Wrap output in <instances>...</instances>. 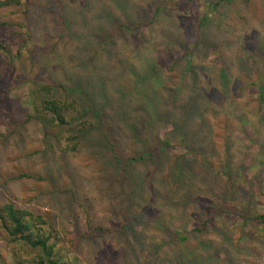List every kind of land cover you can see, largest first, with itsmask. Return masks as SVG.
I'll use <instances>...</instances> for the list:
<instances>
[{"label":"rangeland","instance_id":"rangeland-1","mask_svg":"<svg viewBox=\"0 0 264 264\" xmlns=\"http://www.w3.org/2000/svg\"><path fill=\"white\" fill-rule=\"evenodd\" d=\"M218 1L22 0L0 9V213L14 202L42 214L62 264H264V228L245 218L264 214V0ZM140 75L157 79L159 118L150 121L145 91L119 115L115 150L138 157L126 172L108 165V143L61 153L30 118L45 83L80 101L87 89L110 108ZM115 172L132 180L121 186ZM207 217L212 226L193 231ZM13 250L32 263L30 247L0 228V264H19Z\"/></svg>","mask_w":264,"mask_h":264},{"label":"trees","instance_id":"trees-1","mask_svg":"<svg viewBox=\"0 0 264 264\" xmlns=\"http://www.w3.org/2000/svg\"><path fill=\"white\" fill-rule=\"evenodd\" d=\"M221 1L222 0H219L215 5ZM21 3L22 0H0V9L8 6L20 5ZM198 20L200 29V27L204 26L209 20V15L204 14ZM112 23L118 26L120 25L113 20ZM128 26L133 30V28L136 29L140 25L139 22H134V26L132 24H129ZM112 35L115 36L116 33L112 32ZM198 43L199 42L197 41L196 45ZM4 50L8 53L11 52L5 47ZM142 67L145 66L142 64L140 68L142 69ZM149 73L154 74L155 71L154 73ZM137 77L139 80L135 88L136 90H128L126 91L127 95L119 94V96L114 97L110 108L107 106L109 103L107 102L106 97L100 99L95 94L91 96V91L87 89L82 90L81 98L84 99L80 101V97H78L74 90L63 88L61 92L60 90L55 91V86L53 87V85L45 83L32 93L35 116H30V118H33L37 123L42 124L44 137L52 138L49 141V145L58 148L61 153L75 152L81 147H79V145L86 148H97V146H101L102 143H108L111 148V152H106L107 155H111L108 160V165L117 166L123 164V170L126 172L127 167L136 162L138 157L134 154H121L115 150L117 145L115 135H117L121 129L113 131L114 127L122 124L124 120H122L121 116L128 117L131 108L137 109L139 105V99L137 97L141 91L147 93V96L145 97L146 103L144 104H147V108L150 109L148 111L150 121L155 117L159 118V115L153 114L154 110L158 108V103L155 97L158 88L157 79L150 75H146L145 77L140 75ZM144 80L149 82L150 86L144 88ZM138 87H140V90ZM260 89L264 88L262 87ZM66 94H68V96ZM70 94L77 97L79 101V113L76 117H72L71 114L75 115L78 111L77 100L75 98H70ZM194 107L195 101L190 102L187 111ZM181 126V129L184 130L185 124H181ZM187 133L189 132H182L180 134L183 141H187ZM82 137H84L85 143H81ZM90 152L97 154V151ZM144 155L151 157L156 154L153 150L147 149ZM160 156L161 154L158 155V157ZM182 167L185 168V166ZM125 180L130 182L132 178L127 174H123V176L119 178L117 172L113 175V181H117L121 186H125ZM233 183L234 180H231L232 186ZM134 184L135 181L131 186L132 192L134 191L135 193ZM158 192L162 195L160 191ZM144 205L148 207L150 205H155V203L153 201H148ZM220 210L225 211L226 207ZM252 213L253 214L249 217H245L246 220H253L261 229L264 228V214H260L256 211H252ZM46 223H48V221L42 214L34 213L28 208L18 207L14 202L5 203L2 206L0 213L1 233L9 240V242H14L16 245H19V247H30L31 252L34 253L31 264H62L61 257L57 255L55 252V245L51 242L52 234L47 232L43 226ZM212 224V218L207 217L205 219L204 227L195 228L193 231L202 235L206 232L207 228L212 226ZM184 239L186 240L187 236H185ZM13 256L14 258H17L19 264H26L21 257L17 256V252L14 250Z\"/></svg>","mask_w":264,"mask_h":264}]
</instances>
